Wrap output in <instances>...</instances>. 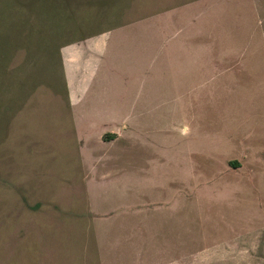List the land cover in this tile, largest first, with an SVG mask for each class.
<instances>
[{
  "label": "rangeland",
  "instance_id": "374dc122",
  "mask_svg": "<svg viewBox=\"0 0 264 264\" xmlns=\"http://www.w3.org/2000/svg\"><path fill=\"white\" fill-rule=\"evenodd\" d=\"M0 264H264V0H0Z\"/></svg>",
  "mask_w": 264,
  "mask_h": 264
},
{
  "label": "crops",
  "instance_id": "0c3cea01",
  "mask_svg": "<svg viewBox=\"0 0 264 264\" xmlns=\"http://www.w3.org/2000/svg\"><path fill=\"white\" fill-rule=\"evenodd\" d=\"M99 48H100L99 45H94V46H93V49H92V50H93V52H94L95 55H97L96 53L98 52V49H99ZM96 51H97V52H96ZM100 67H101V65H100ZM95 70H97V69H95Z\"/></svg>",
  "mask_w": 264,
  "mask_h": 264
}]
</instances>
